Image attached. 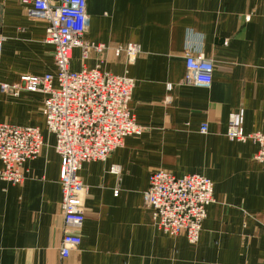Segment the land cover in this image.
Returning a JSON list of instances; mask_svg holds the SVG:
<instances>
[{"label": "crops", "instance_id": "obj_1", "mask_svg": "<svg viewBox=\"0 0 264 264\" xmlns=\"http://www.w3.org/2000/svg\"><path fill=\"white\" fill-rule=\"evenodd\" d=\"M85 11L83 39L108 48L90 50L84 60L74 48L70 69L97 65L132 77L129 107L142 131L105 161L82 163L81 242L62 257L60 158L45 126L44 95L0 89V122L38 127L44 139L40 153L23 163L21 183L0 179V264H264L257 145L225 135L229 114L240 107L244 132H264V0H86ZM45 27L20 0H0V85L56 74ZM127 43L140 48L132 62L112 52ZM186 49L213 64L209 85L185 81ZM159 168L213 183L214 201L194 244L157 229L143 204L149 175Z\"/></svg>", "mask_w": 264, "mask_h": 264}, {"label": "built area", "instance_id": "obj_2", "mask_svg": "<svg viewBox=\"0 0 264 264\" xmlns=\"http://www.w3.org/2000/svg\"><path fill=\"white\" fill-rule=\"evenodd\" d=\"M26 5L29 17L46 22L45 41L53 45L56 74L21 75L17 83H2L0 89L17 96L27 90L44 95L42 114L46 129L55 138L54 149L60 158L59 184L64 232L59 253L67 257L80 242L77 233L84 221L79 193L84 187L79 170L82 163L105 161L108 155L123 144L127 136L138 134L137 124L129 107L135 80L126 75L102 71L99 66L70 69L74 48L81 49L82 60L90 50L103 53L108 47L83 39L86 24V0H20ZM4 37L0 35V57ZM115 56L125 54L132 62L140 48L136 43L112 48ZM186 68L190 72L185 81L209 85L213 64L192 50L186 49ZM170 85L168 84V88ZM244 111L240 107L228 117L225 135L230 140H251L257 145L253 158L264 175V132L245 133ZM199 131L205 133L207 124ZM44 144L38 127L0 122V179L13 184L24 179L23 163L36 157ZM117 166L110 171L118 172ZM214 201L213 183L208 177L193 173L180 177L165 169L153 170L149 175L143 204L150 210L151 221L168 235L183 234L189 243L199 239L206 207Z\"/></svg>", "mask_w": 264, "mask_h": 264}, {"label": "rangeland", "instance_id": "obj_3", "mask_svg": "<svg viewBox=\"0 0 264 264\" xmlns=\"http://www.w3.org/2000/svg\"><path fill=\"white\" fill-rule=\"evenodd\" d=\"M159 169H161V168H159ZM156 170V169H155ZM152 172V171H151ZM206 209H207V207H206ZM206 217V216H205ZM203 222V221H202ZM202 228V227H201Z\"/></svg>", "mask_w": 264, "mask_h": 264}]
</instances>
